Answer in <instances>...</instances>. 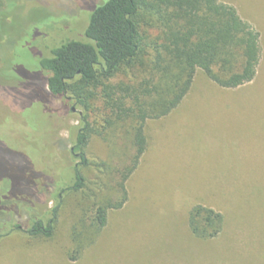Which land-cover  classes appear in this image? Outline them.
<instances>
[{"label": "rangeland", "instance_id": "obj_1", "mask_svg": "<svg viewBox=\"0 0 264 264\" xmlns=\"http://www.w3.org/2000/svg\"><path fill=\"white\" fill-rule=\"evenodd\" d=\"M104 1L4 0L0 264H264V0H221L260 33L254 80L223 89L198 69L176 111L147 120L149 157L141 158L138 173L129 179L128 200L109 211L108 225L80 259L71 262L66 252L79 221L81 192L63 195L51 237L14 230L13 223L30 224L42 215L39 209L52 206L46 176L59 175L57 186L70 178H62V168L72 163L68 127L77 125L81 114L69 98L46 103L38 61L69 40L87 41L89 16ZM86 152L91 161L121 166L132 149L126 138L113 145L92 136ZM37 160L40 177L34 172ZM93 169L88 175L96 174ZM34 193L39 197L32 198ZM195 203L223 213L225 227L216 240L189 234L187 213Z\"/></svg>", "mask_w": 264, "mask_h": 264}, {"label": "trees", "instance_id": "obj_2", "mask_svg": "<svg viewBox=\"0 0 264 264\" xmlns=\"http://www.w3.org/2000/svg\"><path fill=\"white\" fill-rule=\"evenodd\" d=\"M4 4L0 0V19ZM85 38L69 40L38 61L46 103L69 98L81 109L78 124L68 127L72 163L62 168V178H70L57 186L59 175L46 176L44 190L52 206L41 211L32 204L42 215L30 224L13 223L19 233L49 238L63 195L81 192L79 221L66 252L71 262L106 228L109 211L121 209L128 200L126 181L146 149L147 120L175 110L198 69L223 89L251 82L261 54L259 31L221 0H105L90 14ZM92 136L112 140L113 145L126 138L132 149L128 163L91 161L86 149ZM54 139L50 136V144ZM38 162L33 166L40 177ZM92 167L96 174L88 175ZM186 226L197 240L212 241L223 232L225 219L221 211L195 203Z\"/></svg>", "mask_w": 264, "mask_h": 264}, {"label": "crops", "instance_id": "obj_3", "mask_svg": "<svg viewBox=\"0 0 264 264\" xmlns=\"http://www.w3.org/2000/svg\"><path fill=\"white\" fill-rule=\"evenodd\" d=\"M176 110H173V111H171L168 115H170L172 112H175ZM147 146H148V144H147ZM147 146H146V149H145V151H144V153H143V155L140 157V160H141V158L147 153ZM147 155V154H146ZM148 157H149V155H147ZM158 156H160V155H158ZM153 158H154V156H153ZM140 160H139V163H140ZM164 162H168V161H164ZM139 163H138V165H137V167H136V169L131 173V175H130V177L127 179V181H126V189H127V193H128V197H129V179H131V176H133L135 173H138V167H139ZM169 163V162H168ZM173 163V162H172ZM192 163V162H191ZM167 164V163H166ZM169 165H171L170 163H169ZM138 174H136V176H137Z\"/></svg>", "mask_w": 264, "mask_h": 264}]
</instances>
